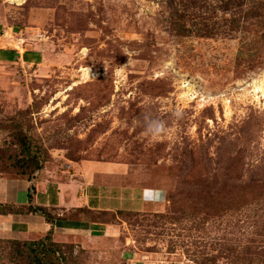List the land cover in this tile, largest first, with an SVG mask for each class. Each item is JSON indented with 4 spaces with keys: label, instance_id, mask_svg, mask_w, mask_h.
I'll use <instances>...</instances> for the list:
<instances>
[{
    "label": "rangeland",
    "instance_id": "1",
    "mask_svg": "<svg viewBox=\"0 0 264 264\" xmlns=\"http://www.w3.org/2000/svg\"><path fill=\"white\" fill-rule=\"evenodd\" d=\"M0 49L15 52L0 54V178L78 187L86 160L170 165L163 210L72 215L124 220L129 264H264V0H0ZM34 242H0V264H109Z\"/></svg>",
    "mask_w": 264,
    "mask_h": 264
},
{
    "label": "crops",
    "instance_id": "2",
    "mask_svg": "<svg viewBox=\"0 0 264 264\" xmlns=\"http://www.w3.org/2000/svg\"><path fill=\"white\" fill-rule=\"evenodd\" d=\"M176 174L175 167L170 165L86 160L77 164L71 173L80 184L78 187H68L67 177L65 184H44L37 177L31 180L0 178V205L18 208L0 212V242L37 241L50 235L53 242L105 251L110 257L109 264H129L126 255L131 251L126 252L120 246L121 231L126 229L124 220L116 216L119 221L112 224L86 220L82 214L75 216L72 213L78 207L93 213L116 214L118 211L147 213L163 210L167 194L175 186ZM25 208L28 210L24 211ZM41 210H47L53 218L46 220ZM127 240L125 237L124 242ZM131 255L136 258L131 261H140L137 255Z\"/></svg>",
    "mask_w": 264,
    "mask_h": 264
},
{
    "label": "clouds",
    "instance_id": "3",
    "mask_svg": "<svg viewBox=\"0 0 264 264\" xmlns=\"http://www.w3.org/2000/svg\"><path fill=\"white\" fill-rule=\"evenodd\" d=\"M90 74V72H89ZM94 77V74H90ZM177 116L180 113H176ZM142 122L145 128V131L152 136H160L166 131V122L160 118L153 117L151 115H144L138 120V123Z\"/></svg>",
    "mask_w": 264,
    "mask_h": 264
},
{
    "label": "trees",
    "instance_id": "4",
    "mask_svg": "<svg viewBox=\"0 0 264 264\" xmlns=\"http://www.w3.org/2000/svg\"><path fill=\"white\" fill-rule=\"evenodd\" d=\"M14 51H10V50H1L0 49V54H3V58L5 59V60H10V59H12L13 58V56H14ZM2 206V205H1ZM0 206V207H1ZM2 207H4V206H2ZM99 213H101V214H108V213H112V212H105V211H103V212H99ZM122 214L123 212L122 211H119V212H117V214ZM91 221H97V220H91ZM5 242H7V243H10V244H14V245H18V244H22V245H25V244H33V243H36V242H34V241H23V242H21V241H17V240H8V241H5Z\"/></svg>",
    "mask_w": 264,
    "mask_h": 264
},
{
    "label": "bare ground",
    "instance_id": "5",
    "mask_svg": "<svg viewBox=\"0 0 264 264\" xmlns=\"http://www.w3.org/2000/svg\"><path fill=\"white\" fill-rule=\"evenodd\" d=\"M87 75H88V74H87ZM254 90H255V89H254ZM257 90H259V88H258V87L256 88V91H257ZM259 91H260V90H259ZM263 95H264V92H263Z\"/></svg>",
    "mask_w": 264,
    "mask_h": 264
}]
</instances>
